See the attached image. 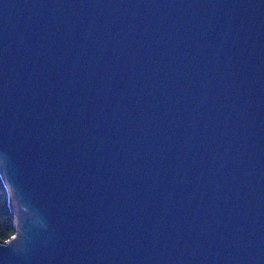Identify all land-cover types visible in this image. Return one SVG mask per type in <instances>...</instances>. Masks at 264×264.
<instances>
[{
  "label": "water",
  "instance_id": "water-1",
  "mask_svg": "<svg viewBox=\"0 0 264 264\" xmlns=\"http://www.w3.org/2000/svg\"><path fill=\"white\" fill-rule=\"evenodd\" d=\"M0 264H264V0H0Z\"/></svg>",
  "mask_w": 264,
  "mask_h": 264
},
{
  "label": "trees",
  "instance_id": "trees-1",
  "mask_svg": "<svg viewBox=\"0 0 264 264\" xmlns=\"http://www.w3.org/2000/svg\"><path fill=\"white\" fill-rule=\"evenodd\" d=\"M16 233V218L11 208V194L0 173V243L5 244Z\"/></svg>",
  "mask_w": 264,
  "mask_h": 264
}]
</instances>
